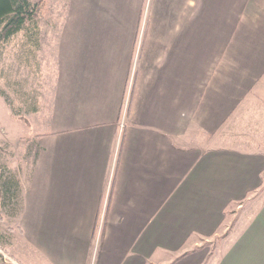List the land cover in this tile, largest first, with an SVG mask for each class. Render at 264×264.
<instances>
[{"label":"crops","instance_id":"obj_1","mask_svg":"<svg viewBox=\"0 0 264 264\" xmlns=\"http://www.w3.org/2000/svg\"><path fill=\"white\" fill-rule=\"evenodd\" d=\"M107 4L28 136L16 261L264 264V0Z\"/></svg>","mask_w":264,"mask_h":264},{"label":"rangeland","instance_id":"obj_2","mask_svg":"<svg viewBox=\"0 0 264 264\" xmlns=\"http://www.w3.org/2000/svg\"><path fill=\"white\" fill-rule=\"evenodd\" d=\"M107 3L108 0H44L37 18V41L30 38L31 31L27 30L0 46V177L14 178L19 196L37 150L28 136L36 131L37 123L43 127L55 120L52 113L64 98L73 38L82 28L106 29L111 24L107 22L110 16L121 10L118 5ZM139 3L142 28L153 0ZM32 107H37L39 113L32 112ZM19 213L15 201L7 202L0 196V262L4 264H19L13 246L24 256L32 252L18 237ZM215 242L216 239L209 244Z\"/></svg>","mask_w":264,"mask_h":264},{"label":"trees","instance_id":"obj_3","mask_svg":"<svg viewBox=\"0 0 264 264\" xmlns=\"http://www.w3.org/2000/svg\"><path fill=\"white\" fill-rule=\"evenodd\" d=\"M44 0L31 2L30 0H0V46L21 32L31 31L33 41H37V18L42 10ZM32 112L37 107H32ZM22 119L21 116H19ZM19 187L12 177H0V196L9 201L20 204ZM0 264H4L0 262Z\"/></svg>","mask_w":264,"mask_h":264},{"label":"built area","instance_id":"obj_4","mask_svg":"<svg viewBox=\"0 0 264 264\" xmlns=\"http://www.w3.org/2000/svg\"><path fill=\"white\" fill-rule=\"evenodd\" d=\"M99 224L101 225V222Z\"/></svg>","mask_w":264,"mask_h":264}]
</instances>
